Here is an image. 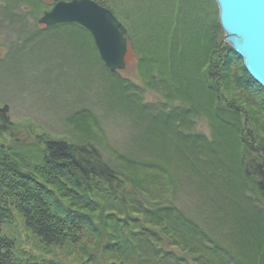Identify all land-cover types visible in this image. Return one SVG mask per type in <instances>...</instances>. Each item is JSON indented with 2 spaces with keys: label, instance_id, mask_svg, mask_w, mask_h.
Masks as SVG:
<instances>
[{
  "label": "trees",
  "instance_id": "trees-1",
  "mask_svg": "<svg viewBox=\"0 0 264 264\" xmlns=\"http://www.w3.org/2000/svg\"><path fill=\"white\" fill-rule=\"evenodd\" d=\"M93 1L111 10L119 20L114 5L106 3L113 0ZM34 2L43 6L42 0ZM125 8L129 12L123 17L136 24L128 26L119 20L121 31L130 49L134 41L140 43V74L147 78L149 87L168 100L183 99L179 104L173 103L163 116L148 117V122L165 131L169 140L174 139L170 146L175 152L186 148L196 152L194 157L202 159L207 169L218 166L210 175L212 179L220 178L219 170L226 171L235 179L225 181L227 186L242 184L239 193L246 199H261L264 206V141L252 128H241L242 110L233 102L222 103L221 86L234 85L241 92L252 94L263 112L264 89L250 78L232 48L222 43L216 1L132 0L131 6L123 4ZM70 27L84 29L77 24H60L51 29ZM103 66L111 73L115 86L124 91L134 89V83ZM191 85L195 86L194 93ZM186 98L202 102L197 107L201 113L195 114L198 118L205 114L210 119L215 141L176 127L191 113L190 107H183L188 104ZM131 104L141 112L149 109L136 101L131 100ZM176 109L183 111L179 115ZM1 120L9 123L7 118ZM3 147L0 143V264H61L43 257L34 261L22 257L16 240L6 233L7 226L16 219L44 247L65 248L99 241L102 256L89 252L85 264H192L193 256H182L169 245L191 253L197 250L203 256L201 264H207L209 260H204L207 258L212 259L208 264H264L262 208H255L258 217L255 230L247 237L241 233L239 239L243 242L236 243L241 248L221 247L210 238L205 227L177 206H152L147 200L151 199V190L136 187L90 141L68 143L41 137L36 154L28 152L14 158L5 155ZM125 161L130 167L156 168L168 175L162 162ZM146 221L164 232L144 226ZM240 223L237 220L234 227ZM209 252L214 257H206Z\"/></svg>",
  "mask_w": 264,
  "mask_h": 264
},
{
  "label": "rangeland",
  "instance_id": "rangeland-1",
  "mask_svg": "<svg viewBox=\"0 0 264 264\" xmlns=\"http://www.w3.org/2000/svg\"><path fill=\"white\" fill-rule=\"evenodd\" d=\"M42 1L43 6L34 0H0V123H3L0 125V143L4 145V154L14 158L28 152L35 153L41 137L68 143L90 141L105 160L121 174L130 177L136 187L146 186L151 190V199L147 200L153 203L152 206L175 205L205 227L210 238L221 247L241 248L236 243L241 240V233L247 237L257 227L255 208L264 210L262 200L256 197L246 199L239 193L243 187L238 182L227 186L225 181L233 182L235 179L226 171L219 170L220 178H214L219 182L213 183L215 181L210 175L218 166L207 169L202 159L194 157L196 152L186 148L183 152H175L170 146L174 139L169 140L165 131L148 122V117L163 116L173 103L179 104L178 101L183 99L168 100L148 86L147 78L140 74L138 68L140 43L137 40L133 42L134 46L129 48L126 57V68L116 71L135 87L130 91L121 90L104 68L89 31L74 27L51 29L39 24L45 12H49L56 3L68 0ZM113 1L106 3L114 5L121 23L135 25L131 19L123 17L129 12L126 8L123 10V4L131 6L132 0ZM128 29L130 31V27ZM225 37L223 30L222 43L229 45ZM194 87L191 85L190 89ZM221 91L224 105L233 102L242 110L241 128H252L264 141V112L258 107V100L234 85H223ZM131 100L149 109L141 112L131 104ZM186 101L188 104L183 107H190L191 113L176 127L185 133L206 137L210 142L215 141L210 119L205 114H200L199 118L195 114L202 102H197V98H186ZM175 111L180 115L183 110ZM2 118H7L9 123L5 124ZM126 159L155 164L162 162L169 173L164 176L156 168L130 167ZM160 177L164 178L163 181ZM158 184L163 189L156 187ZM132 211L128 212L130 216ZM121 213L125 214L124 211ZM237 220L241 223L234 227ZM150 223L146 221L143 224L164 232ZM7 227L6 233L16 240L22 257L27 261L43 257L61 264H85L89 252L103 254L99 241L98 244L93 240L92 244L90 241L78 246L48 248L34 239L21 220L16 219ZM169 246L182 256H193L190 259L192 264L203 261L196 248L191 253L182 247ZM209 255L213 256L212 252L206 257ZM204 260L212 262L211 258Z\"/></svg>",
  "mask_w": 264,
  "mask_h": 264
},
{
  "label": "water",
  "instance_id": "water-1",
  "mask_svg": "<svg viewBox=\"0 0 264 264\" xmlns=\"http://www.w3.org/2000/svg\"><path fill=\"white\" fill-rule=\"evenodd\" d=\"M225 41L247 74L264 89V0H215ZM40 25L78 24L92 35L104 64L112 72L126 68L128 40L114 13L93 0L60 1L39 20Z\"/></svg>",
  "mask_w": 264,
  "mask_h": 264
}]
</instances>
